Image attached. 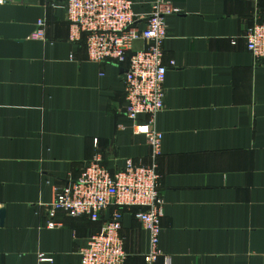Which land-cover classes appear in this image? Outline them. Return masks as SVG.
<instances>
[{"label":"crops","instance_id":"obj_1","mask_svg":"<svg viewBox=\"0 0 264 264\" xmlns=\"http://www.w3.org/2000/svg\"><path fill=\"white\" fill-rule=\"evenodd\" d=\"M133 1L142 30L153 0ZM65 3L0 4V264H38L40 253L53 258L45 264H79L102 221L58 211L60 225L50 228L53 189L77 180L96 154L113 172L127 159L150 161L145 136L125 115L123 69L90 61L84 37L70 40ZM173 4L164 107L154 119L159 247L170 264H264V61L244 39L264 18V0ZM40 19L43 39L34 35ZM121 211L125 264H146L138 208Z\"/></svg>","mask_w":264,"mask_h":264},{"label":"built area","instance_id":"obj_2","mask_svg":"<svg viewBox=\"0 0 264 264\" xmlns=\"http://www.w3.org/2000/svg\"><path fill=\"white\" fill-rule=\"evenodd\" d=\"M4 1L0 0V4ZM133 7V0H66L64 4L70 40L84 37L90 61H111L123 69L125 115L133 122L134 132L145 136L150 148L149 163L137 164L127 159L114 172L96 154L77 180L53 189V199L47 206L50 228L60 225L54 221L58 211L71 217L87 216L94 222L102 221L99 230L82 248L79 264H125L121 208L132 206L138 208V218L148 236V249L143 254L145 263L153 264L162 258L163 264H170L159 247L164 202L157 158L162 133L155 129L154 119L164 107L163 83L168 69L163 62L166 18L179 13V9L173 0H153L146 26L140 30L135 27ZM36 24L34 35L43 39L44 21L40 19ZM244 39L252 57L264 61V18L253 19L244 30ZM137 42L143 46L136 48ZM141 116L147 120L140 121ZM109 209L110 214L105 217ZM52 261L51 256L38 254V264Z\"/></svg>","mask_w":264,"mask_h":264}]
</instances>
